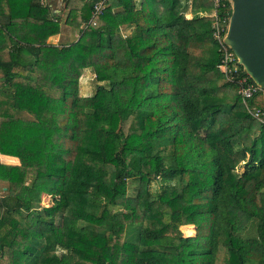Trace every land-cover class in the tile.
Wrapping results in <instances>:
<instances>
[{
    "label": "trees",
    "instance_id": "16d2710c",
    "mask_svg": "<svg viewBox=\"0 0 264 264\" xmlns=\"http://www.w3.org/2000/svg\"><path fill=\"white\" fill-rule=\"evenodd\" d=\"M41 1L0 0V264H264V124L213 0Z\"/></svg>",
    "mask_w": 264,
    "mask_h": 264
},
{
    "label": "water",
    "instance_id": "95a60500",
    "mask_svg": "<svg viewBox=\"0 0 264 264\" xmlns=\"http://www.w3.org/2000/svg\"><path fill=\"white\" fill-rule=\"evenodd\" d=\"M231 14L225 44L248 77L264 89V0H229ZM59 10L62 0H57Z\"/></svg>",
    "mask_w": 264,
    "mask_h": 264
},
{
    "label": "built area",
    "instance_id": "2783aa9c",
    "mask_svg": "<svg viewBox=\"0 0 264 264\" xmlns=\"http://www.w3.org/2000/svg\"><path fill=\"white\" fill-rule=\"evenodd\" d=\"M41 2L45 3L44 0ZM103 3L104 0H101L94 6V15L101 13L104 7ZM230 14L231 11L227 9L226 0H213V8L208 15L212 18V38L217 45L218 53L220 55L217 68L222 73L225 82L237 87V94L248 114L261 124H264V107L263 109H259L249 106V102L258 93L263 94L264 102V89H261L253 81H250L247 74H241V65L238 63L236 55L224 42L228 30Z\"/></svg>",
    "mask_w": 264,
    "mask_h": 264
},
{
    "label": "rangeland",
    "instance_id": "374dc122",
    "mask_svg": "<svg viewBox=\"0 0 264 264\" xmlns=\"http://www.w3.org/2000/svg\"><path fill=\"white\" fill-rule=\"evenodd\" d=\"M53 2H54V6H55V3L57 2V0H55ZM185 13L187 16H191L188 9L185 10ZM204 14L207 15L208 13H204ZM66 19H67V13H63L61 16V23H62V28H61V32H60L61 37L59 38L58 41L55 40L56 43L69 42L71 40L74 41L79 36L80 30H75V29H72V28L65 26ZM54 37H56V36H54ZM54 37H52V38H54ZM50 40H54V39L50 38ZM96 85H97V82L94 78L93 71L91 69H85L83 71L80 79H79V95L80 96L92 95L95 91ZM127 126H128V122L123 126V129L126 130ZM0 163H2L1 157H0ZM238 170L239 171L241 170L240 167L238 168ZM155 185L152 186L153 190H155V189L157 190V186H159L158 183H156ZM136 188H137V180H132L129 183V193L134 194ZM51 202H52V200L49 197H43V199H42V205L43 206L50 205ZM184 235H186V234L184 233Z\"/></svg>",
    "mask_w": 264,
    "mask_h": 264
},
{
    "label": "crops",
    "instance_id": "0c3cea01",
    "mask_svg": "<svg viewBox=\"0 0 264 264\" xmlns=\"http://www.w3.org/2000/svg\"><path fill=\"white\" fill-rule=\"evenodd\" d=\"M53 1H55V0H53ZM55 6L58 7V3L57 2L55 3ZM58 10H59V7H58ZM65 26H67V25H65ZM67 27L72 28L70 26H67ZM60 37H61V34L60 35L58 34L56 37L51 38V39H54V40H49V42L52 43V44H54V45H68L71 42H73V40H71L69 42H62V43L59 42V43H56L55 40L58 41ZM0 157L2 159V163H4V164H10V165H18L19 164V160L17 158H15V157H10V156H5V155H1Z\"/></svg>",
    "mask_w": 264,
    "mask_h": 264
}]
</instances>
